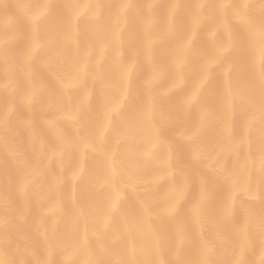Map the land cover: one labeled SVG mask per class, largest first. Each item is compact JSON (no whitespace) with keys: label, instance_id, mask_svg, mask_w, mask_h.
Masks as SVG:
<instances>
[{"label":"bare ground","instance_id":"bare-ground-1","mask_svg":"<svg viewBox=\"0 0 264 264\" xmlns=\"http://www.w3.org/2000/svg\"><path fill=\"white\" fill-rule=\"evenodd\" d=\"M194 27L185 83L169 91L176 46ZM262 29L264 0H0V264H199L205 244L208 264H258ZM229 37L185 110L200 66L216 55L213 40ZM229 66L230 108L221 71ZM154 69L161 75L148 88ZM201 113L198 134L184 140ZM165 158L174 174L157 183ZM201 180L210 198L197 223L190 207ZM186 181L179 211L163 215L168 188ZM245 184L257 199L238 191Z\"/></svg>","mask_w":264,"mask_h":264},{"label":"snow or ice","instance_id":"snow-or-ice-1","mask_svg":"<svg viewBox=\"0 0 264 264\" xmlns=\"http://www.w3.org/2000/svg\"><path fill=\"white\" fill-rule=\"evenodd\" d=\"M150 7H151V5H150ZM177 7H178V5L174 4L172 6L171 12L169 13V26H168L169 32L172 31L171 16H172V13L175 12ZM202 7H203L202 4H197L196 5L197 11H199V9ZM195 19H196V22L198 23L199 17L197 16ZM256 35L257 34H255V33L252 34L253 42L255 41ZM259 35H260L261 39H264V29L261 30ZM194 36H195V27L193 29V34L191 36H189L186 40H184L182 43H179L176 46L175 58L173 60L175 79H174L173 83L171 84V88L169 89V91L172 89L181 88L185 83L184 71H183L185 63H186L185 57H186V54H187L189 48L192 45V41H193ZM214 36H215V32H213L211 34L210 38H212ZM213 45H214L215 50H216L215 57L211 58V59H207L203 62V64L200 66L198 78L195 80L194 86L191 88V90L188 92V94L185 95L182 99V104H183V107L185 110L190 109L197 102V100L201 94V91L206 86H208L210 84L212 68L220 64L221 58L224 56V54L226 52H228L230 50V48L232 46V41H231L230 37H229L227 43H223V44H216L215 41L213 40ZM38 47H39L38 44H35L33 46V48L31 49V51L28 54V57H27L28 59H31L32 54H34V52L36 51V48H38ZM260 51H261V59H264V48H261ZM230 70H231L230 66L225 67L221 70L223 72L224 77H225V84H226V88H227V106L229 108L231 105V90H230V87H228L227 78H228V74H229ZM160 75H161V72L159 70L154 69L151 76L146 81L147 87L151 88L153 82L156 81ZM259 81H260L261 89L264 90V73L260 74ZM64 87H67V85H64ZM204 118H205V114L201 113L200 123L197 126V128H195L193 131H191L187 134L182 132L180 134L181 137L184 140L191 141L198 134L200 128L203 126ZM225 127L227 129L228 126L226 125ZM155 147H156V144L155 143L152 144L150 149L148 151H146L145 155L146 156L150 155L151 148H155ZM191 159L193 161H198L200 159V153L196 150H193L191 152ZM157 164H158L159 168L163 169L164 171L154 178L155 182L158 183L159 181L163 180L165 178V176L171 177L174 174V170L171 168L168 158L161 159V160L157 161ZM82 171H83V168L81 167L80 169H78L77 171H75L72 174L73 181L77 180L80 177ZM189 187H190V185L187 181L182 186H179V187L176 186L175 184H172L168 188L167 193L164 197L165 205L163 208H161V210H160L161 213L163 215H166V216H173L174 214H176L179 211V206H180L181 202L184 201V199L186 198V194H187ZM238 191H242L244 193V195L249 199H257L258 190L251 188L247 184H245L241 189H238ZM234 195H235V193H233V195L229 197L228 203L223 210V214H224L225 218H229L232 215V208H233V204H234ZM209 198H210V194L207 191V188L205 186V182L203 180H201L200 189H199L197 199L195 200L194 203H192V205L190 207L191 215L197 223L199 222L200 212H201L202 206L206 203V201L209 200ZM261 230H262V232H264V213H262V216H261ZM239 231L245 237V241H246L247 223L242 225L240 227ZM181 243H183L182 238L178 239L177 248H179ZM211 251H212V249L208 245H206V244L203 245L199 264H208V257L210 255ZM242 251H243V249H242ZM261 259H264V253H262ZM233 264H241L240 257H237L236 260H234Z\"/></svg>","mask_w":264,"mask_h":264},{"label":"clouds","instance_id":"clouds-1","mask_svg":"<svg viewBox=\"0 0 264 264\" xmlns=\"http://www.w3.org/2000/svg\"><path fill=\"white\" fill-rule=\"evenodd\" d=\"M261 252H260V257H259V262L258 264H264V259H261L262 253H264V238L261 239Z\"/></svg>","mask_w":264,"mask_h":264}]
</instances>
